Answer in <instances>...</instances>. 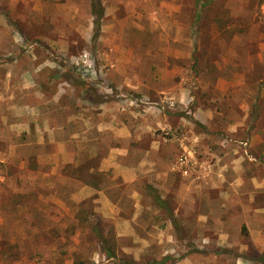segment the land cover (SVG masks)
<instances>
[{
    "label": "rangeland",
    "instance_id": "1",
    "mask_svg": "<svg viewBox=\"0 0 264 264\" xmlns=\"http://www.w3.org/2000/svg\"><path fill=\"white\" fill-rule=\"evenodd\" d=\"M124 2L114 5L121 18L101 19L95 39L85 19H1L14 32L1 29V44L13 47L0 51V78L13 63L15 73L37 75L42 89L29 98L15 89V107L25 98L61 107L49 114L59 123L73 109L68 129L81 149L78 163L58 164L41 179L34 174L53 165L37 163V155L54 148L39 147L33 125L25 145L21 128L0 122V137L14 145L0 140V260L26 254L33 264H264V0ZM9 101L0 99L2 113ZM195 110L204 123L192 117ZM104 119L114 131L97 129ZM122 124L127 137L116 135ZM178 127L192 137L193 155L180 147ZM152 138L165 152L176 145L172 185L160 187L151 172L127 186L97 170L109 146L144 151ZM73 176L110 184L117 215L103 216L93 197L71 204ZM54 177L50 188L63 208L46 197ZM103 246L116 258H106Z\"/></svg>",
    "mask_w": 264,
    "mask_h": 264
},
{
    "label": "crops",
    "instance_id": "2",
    "mask_svg": "<svg viewBox=\"0 0 264 264\" xmlns=\"http://www.w3.org/2000/svg\"><path fill=\"white\" fill-rule=\"evenodd\" d=\"M124 1L128 0H0V35L3 33V31L9 33L14 32L12 28L7 27L8 24L1 23V19H13L17 17L30 18L36 16L41 18L51 17L58 19H85L87 20L88 25L92 26L93 19L95 18L97 13L98 17H100L101 19L121 18V14L116 16V7L114 5L124 4ZM111 4L114 7H111ZM31 12L35 13L36 15L34 14L33 16H31ZM124 15L126 16V14ZM1 25L4 26H2L1 28ZM12 47L13 45L11 44L5 46L0 42V51H11ZM3 67H5V72L2 78H0V99L7 100L8 104L10 103L9 100L11 99L12 105H8L5 108L7 112L2 113L0 111V122L3 123V126H5L9 131L16 132L17 126L21 128L20 131H17V134H24L25 145H29V143H26V140H28L26 139V137L29 135L30 130L34 129L33 131L35 132L36 143L40 145L39 147L48 145L54 148L48 153L41 151L40 153H38L36 158L37 163H49L53 165V170H51L50 173L37 172V174L34 175L38 176L41 179H45L46 177H49L52 174L56 173V170H54V168H56L58 164L78 163L80 161L79 157L81 149V145L77 141L79 135L77 132H73L71 130L69 131L68 129V124L71 125L72 123H74L72 116L75 113L74 110L72 109V115L68 116L64 123H59V121H54L53 119H51L49 114L52 113V111L55 113L59 112V114L63 113L64 110L61 107L58 109L45 108L40 105H33L30 102L25 101V98L23 100V103L20 105L21 107L16 108L14 105L15 103H13V100L16 98L15 89L20 90L21 92L23 91L24 97L26 95V97L28 98L32 94L42 95V89L40 90L38 88L40 78L33 73L30 74L28 70L15 73L13 63L7 62L3 65ZM15 84H17L16 88ZM103 111L105 110L103 109ZM9 115H11L12 118H10L9 120L8 118L5 119V117ZM191 115L192 117L196 118L201 124L204 123V119L206 118L205 114L200 113L199 110L193 111ZM74 121L77 122L78 120L75 119ZM32 125L34 126L33 129ZM113 128L114 127L112 126L111 120L109 119H104L103 124L99 123L97 125V129L99 130L112 129L114 131ZM119 128V132L116 135H118L119 137L129 136L128 127L122 124ZM138 128L143 129V125L141 124ZM177 129L182 132L180 134L182 136V140L179 141L180 147L193 155V151L191 150L193 144L192 137L188 138L186 127H178ZM229 131H233V129L229 128ZM63 133H66L67 137L64 138ZM250 136L251 143H254L255 135L251 134ZM195 139H199V141L202 140L201 136L200 138L197 137ZM0 140L3 141L7 146H14L10 143L11 139L8 137L4 138L3 136H1ZM175 146L176 145H172L169 148V152H165L162 149V147H164L163 142L156 138L151 139L149 147L144 151L141 149L134 151L127 145H122L120 147L114 148L109 146L107 149V154L102 156L97 170H110L115 175L119 176L123 183H125L127 186L129 184L133 185L134 183L141 182L144 179L145 174L153 172L154 177L158 182L161 183L160 187H162L166 181H169L170 184L173 180V176L178 175L177 172H179L178 165H175L174 155L176 150L173 151ZM157 158L159 159L158 162L156 161ZM57 177H54L51 181L46 182L47 186L49 185L47 188L48 192L46 197L48 196L49 200L56 206L63 208V205L65 204L64 199L58 197L56 189L50 188L56 184ZM70 179L71 180L69 182V185L71 187L68 188L70 190L68 194V200L71 204H77L85 198L93 197V201L96 202L97 205L99 204L98 210L101 211L103 216L114 218V216L117 215L119 209H117L115 205V199L110 197V184L108 185V187H106L105 184L103 186L97 187L95 184L91 182H83L75 176L71 177ZM188 183L189 184L187 185V187H193L191 182ZM154 186L156 187L157 185ZM139 194L140 192H138L137 190L132 194V197L135 200L136 207H138ZM122 224L123 226H128L130 224V220L125 219ZM42 262L43 260H41L38 264H41ZM0 264L33 263L29 260V257L26 254H21L13 259H1ZM51 264L58 263L52 262ZM63 264H73L72 259H67Z\"/></svg>",
    "mask_w": 264,
    "mask_h": 264
},
{
    "label": "trees",
    "instance_id": "3",
    "mask_svg": "<svg viewBox=\"0 0 264 264\" xmlns=\"http://www.w3.org/2000/svg\"><path fill=\"white\" fill-rule=\"evenodd\" d=\"M100 21H101V18L98 17V13H97L96 16H95V18L93 19V24H94L93 39H95L97 37V35H98ZM93 229H94L95 232H97V231L99 232V237L101 239L100 229L97 228V227H93ZM101 241H102V239H101ZM102 244H104V243L102 242ZM103 252L105 253L106 258H109V259L110 258H112V259H115L116 258L115 255L111 252V250H110L109 247L103 246ZM120 262L123 263V264H140V263H138L136 261L120 260ZM152 263H154V264H160V262H158V261H156V262H154V261L153 262H150V264H152Z\"/></svg>",
    "mask_w": 264,
    "mask_h": 264
},
{
    "label": "built area",
    "instance_id": "4",
    "mask_svg": "<svg viewBox=\"0 0 264 264\" xmlns=\"http://www.w3.org/2000/svg\"><path fill=\"white\" fill-rule=\"evenodd\" d=\"M180 161H181V162H183V160H182V159H180Z\"/></svg>",
    "mask_w": 264,
    "mask_h": 264
}]
</instances>
